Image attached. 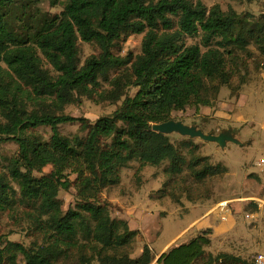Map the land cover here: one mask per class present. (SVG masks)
<instances>
[{"label":"trees","instance_id":"16d2710c","mask_svg":"<svg viewBox=\"0 0 264 264\" xmlns=\"http://www.w3.org/2000/svg\"><path fill=\"white\" fill-rule=\"evenodd\" d=\"M42 1L0 0V140L18 145L6 170L0 169V218L14 212L19 199L41 238L27 246L0 232V264H152L156 255L148 244L131 256L128 248L139 232L111 216L103 191L121 183L122 169L134 159L140 167L169 160L165 171L172 176L187 165L197 181L218 171L201 167L205 159L195 156L197 145L187 162L169 136L152 127L188 106H213L229 81L232 48L245 49L253 39L264 55V17L253 27L233 9L193 0H48L63 6L52 14L40 8ZM133 33H145L142 53L120 55ZM197 34L203 45H187L186 38ZM80 41L97 48L84 62ZM114 70H120L112 80L115 100L125 87L137 90L112 114L92 121L58 112L76 94L99 93L100 78ZM64 124H78L83 134H63ZM41 126L51 127L49 139L36 133ZM47 166L52 169L44 173ZM68 170L77 174L72 182ZM70 185L75 204L64 209L59 192ZM169 188L160 196L177 189ZM212 233L207 228L173 245L157 262L251 264L207 251Z\"/></svg>","mask_w":264,"mask_h":264},{"label":"rangeland","instance_id":"374dc122","mask_svg":"<svg viewBox=\"0 0 264 264\" xmlns=\"http://www.w3.org/2000/svg\"><path fill=\"white\" fill-rule=\"evenodd\" d=\"M193 1H202L208 8L219 4L224 11L233 9L253 27L264 17V0ZM39 6L44 12L52 14H59L63 9L62 5L51 6L48 0L42 1ZM15 15L20 16L18 8H15ZM15 26L17 30L21 29L19 20ZM144 35L145 33L131 34L122 43L119 54H141ZM249 42L245 49L238 48L240 45L232 48L234 55L229 58L227 66L230 69L229 81L221 86L213 106H188L185 110L174 111L172 114V119L197 125L207 133L219 134L224 129H238L237 138L241 144L229 142L225 147L198 137L168 134L187 162L191 161L194 152L195 156L205 159L201 167L210 164L217 166L218 171L197 181L187 165H184L182 173L172 176L165 171L170 165L169 160H164L158 166L140 167V161L134 159L122 169L121 183L103 191L102 198L109 203L111 216L126 220L131 229L139 232L128 248L132 257L138 256L145 244H149L154 254L158 255L176 237V243L185 242L195 230L190 224L206 209L209 215L220 211L221 220H228L230 224V229L228 225L222 240L212 241L206 248L207 251L215 255L228 253L240 256L251 264H259L256 257L264 255V207L257 208L250 200L260 197L264 190V164L262 171L259 162L264 159V55L256 48L253 39ZM196 43L203 45L202 34L186 38L187 45ZM80 49L82 62L91 54L97 53L94 45L83 41H80ZM118 74L120 70H114L108 76L100 78L98 91L103 94H76L62 111H57L92 121L112 114L128 94L133 95L137 90L125 87L123 92L121 90V98L115 100L112 80ZM59 129L70 137L83 134L78 124L60 125ZM36 133L47 140L52 129L41 126L36 129ZM192 145H197L196 151L192 152ZM17 152L18 145L15 141L0 140L1 170H6L9 159L15 157ZM51 169V166H47L44 173ZM76 176L71 170L66 172V177L71 182ZM169 176L174 178L170 181ZM14 186L19 198V187L15 183ZM172 187L177 189L167 196H160V189ZM187 196L191 198L190 201ZM75 198L74 185L60 189L59 199L64 209L74 205ZM225 202L228 203V212L220 207ZM27 210V205L18 199L15 211H7L0 218V232L13 241L29 246L35 241L40 242L41 238L34 234L31 222L25 215ZM191 210L195 212L189 214ZM230 215L235 222L229 218ZM160 228L161 232L158 230ZM185 228H188L187 231L178 236ZM94 264L98 262L95 260Z\"/></svg>","mask_w":264,"mask_h":264},{"label":"water","instance_id":"95a60500","mask_svg":"<svg viewBox=\"0 0 264 264\" xmlns=\"http://www.w3.org/2000/svg\"><path fill=\"white\" fill-rule=\"evenodd\" d=\"M153 130L163 134L178 133L183 136L199 138L207 142L217 143L220 147H225L229 142L241 144L237 138L238 129H224L219 134L206 133L197 125H188L181 120L171 119L167 122L153 125Z\"/></svg>","mask_w":264,"mask_h":264},{"label":"crops","instance_id":"0c3cea01","mask_svg":"<svg viewBox=\"0 0 264 264\" xmlns=\"http://www.w3.org/2000/svg\"><path fill=\"white\" fill-rule=\"evenodd\" d=\"M202 129V128H201ZM203 130V129H202ZM204 131V130H203ZM208 132V131H207ZM206 132V133H207ZM217 211V210H216ZM195 212V210H191V213ZM209 211L206 209L204 210L203 212H201L200 216L198 218H196L191 224L190 226H194V229L193 232L191 233V236L186 240L188 241L190 238H192L194 235H196L198 232L202 231V230H205L207 228H212L213 230V233L211 235V239L213 242H215V240H222V236L226 235L225 233V230H228L227 226L229 227L230 229V224H228V220L227 221H223L221 220V215L222 213L220 211H217L215 212L214 214L212 215H209L208 214ZM230 219H232L234 222V218L232 217V215L229 216ZM228 218V219H229ZM188 228H185L183 231H181V233L178 235H182L185 231H187ZM160 232H161V228L158 229ZM225 232V233H224ZM177 237L174 238L170 243H168L165 247H164V251H166L168 248L172 247L173 245H176V244H179V243H176L177 241ZM185 241V242H186ZM183 243V242H181ZM149 245V244H148ZM162 252V253H163ZM160 253V254H162ZM156 255V259L152 262V264H159L157 262V259L159 257V255Z\"/></svg>","mask_w":264,"mask_h":264},{"label":"built area","instance_id":"2783aa9c","mask_svg":"<svg viewBox=\"0 0 264 264\" xmlns=\"http://www.w3.org/2000/svg\"><path fill=\"white\" fill-rule=\"evenodd\" d=\"M259 162H260V164L262 166V164H264V159L263 160H259ZM262 171H263V166H262ZM250 200H252L255 203H257L258 208H261L262 209L264 207V190H263L262 195L260 197H253ZM227 206H228V203H226V202L220 204L221 210L226 211V212H228V210H229V208ZM223 218H224V216H223ZM256 262L259 263V264H263L264 263V255L259 254L256 257Z\"/></svg>","mask_w":264,"mask_h":264}]
</instances>
